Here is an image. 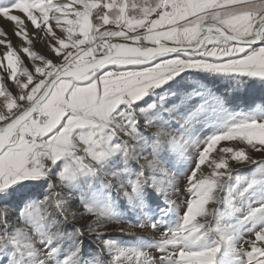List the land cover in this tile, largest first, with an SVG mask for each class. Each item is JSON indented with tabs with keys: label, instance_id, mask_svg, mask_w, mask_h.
<instances>
[{
	"label": "snow or ice",
	"instance_id": "snow-or-ice-1",
	"mask_svg": "<svg viewBox=\"0 0 264 264\" xmlns=\"http://www.w3.org/2000/svg\"><path fill=\"white\" fill-rule=\"evenodd\" d=\"M0 21V264H264V0Z\"/></svg>",
	"mask_w": 264,
	"mask_h": 264
},
{
	"label": "rangeland",
	"instance_id": "rangeland-1",
	"mask_svg": "<svg viewBox=\"0 0 264 264\" xmlns=\"http://www.w3.org/2000/svg\"><path fill=\"white\" fill-rule=\"evenodd\" d=\"M0 24H4L5 27L10 28V25L6 24L4 21H0ZM185 195H187V193ZM173 198L175 199V197ZM181 199H184V197H181Z\"/></svg>",
	"mask_w": 264,
	"mask_h": 264
}]
</instances>
